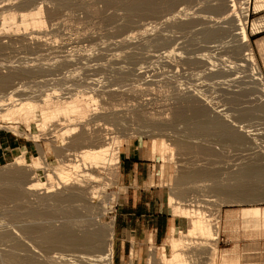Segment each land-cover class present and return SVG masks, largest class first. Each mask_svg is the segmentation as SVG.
<instances>
[{
    "label": "bare ground",
    "instance_id": "obj_1",
    "mask_svg": "<svg viewBox=\"0 0 264 264\" xmlns=\"http://www.w3.org/2000/svg\"><path fill=\"white\" fill-rule=\"evenodd\" d=\"M98 1L99 3H102L104 6H107L105 7L107 9H109V7L110 8L112 7V9L113 7L114 8L116 7L115 9L117 10V9H120L119 7H121V10L123 9V11L125 12L124 13L122 11V13H124L123 14L124 18L126 22L129 23V21L131 20L133 21L134 17L135 19L137 17V19L141 20L143 19V17L145 18L146 16L154 17L161 10L168 9L165 11V13L167 11H170L172 7H173L172 9L174 10L175 8L174 6H178L177 2L181 0H97V2ZM188 1H191V0H188ZM248 1L249 0H247V2ZM51 2H54V4L51 5V7H48L46 9L44 6L45 10H43L42 6H35L33 8H29L30 6L36 5V0H20V1H17L15 5L10 6V7L6 6V8H3L2 6H0V55L6 54V52H8V49H12V47L16 45V43L18 42L20 43L21 41H25L26 43L30 42L29 38H28V41H26L27 36H30V39L37 40V42L34 41L35 43L32 44L34 47H31V48L30 46H28V44L30 45L32 41L30 43H27V46L21 43L20 48L29 47V49L31 50L32 48L42 49L45 46L48 47L46 43L47 41H45L44 38H43L44 40H41L42 39L41 36L39 37V35L38 36L33 35L35 32L34 30L36 28H39V29L44 28L45 30V28L48 25L51 26L50 29L52 30L57 29V26L60 24V13L63 10H68L69 7L72 8V6H76L78 3V2L76 3V1L74 2L73 0H51ZM186 2L187 0L184 3ZM221 2L222 4H220L219 2L218 3L220 5H223V1ZM228 2L230 3L227 6V8H229L227 10L228 14H234V16L237 17L238 16L237 14L241 13V12L240 13L237 12L235 15V12H236L235 10L237 9L236 7L239 6L237 5L238 3L236 2V0H228ZM93 3H95V5L96 4L99 5L96 2H93ZM83 4L81 5L82 7H83ZM78 5H80V3H78ZM92 5H93L92 12H93V10L95 9L94 8L95 5L94 4ZM220 5L218 7L213 6V8L211 7L212 9L210 10L214 11L213 9L215 10L218 9L217 10L218 12L220 9L222 10L223 8ZM84 6L87 9L86 5ZM90 7L88 6V8ZM9 8H13L14 10L22 9L23 11L19 14H16L14 11H10ZM71 8L69 9L71 10ZM105 8L103 10H107ZM97 9H99V7ZM88 10L91 11V9H88ZM100 10H102V8ZM253 10L255 13L264 10V0H253ZM97 11L94 10V12H97ZM220 11L218 13H220ZM180 12L178 13V10L177 12L175 11V13H178V14L171 15V18H175L179 16ZM97 13L98 14L96 13L95 14L99 15V17L101 18L100 15L102 12L100 14L99 12ZM163 13L164 11L162 12V14L159 13V15L161 14L163 17ZM184 13L186 14V11ZM184 13H181V14H184ZM240 15L242 16V14ZM109 16L110 14L107 15L108 20L110 19ZM120 16H121L120 18H123L122 15ZM164 16L166 17L167 13ZM107 17H106V20H107ZM112 17L114 18V17H119V16L113 15ZM234 18L232 19L233 22L235 21ZM240 18L238 17V19H236L238 22L237 24L234 25L233 23L234 28L230 24L231 27L233 28L232 30L231 28L228 27V29L231 30L230 32H232L233 34L232 33L230 34V32L226 29L227 26L225 28L224 27L215 28L216 29L215 31L213 29V30H206V31L203 30L204 32L202 30L200 31L198 30L197 32H200V33L196 32L198 35L201 34V32H203L202 33L203 36L201 37L204 38L205 42L209 43V40H214V39H215L214 42H219L218 45L212 46L213 48L218 49V51H219V48L220 49L223 48L220 50V52L222 50L224 51L225 50L224 48H226L227 53L229 52L231 54V57L233 56L232 58L234 59V61L232 59V62L231 61L229 62L228 60L226 61L227 63L229 62L230 64H232V66L231 65L230 67L228 66L229 68L231 69L233 67L242 68L243 66H245V69H247L246 67H248V70L250 71L249 75H247L246 73L247 70L245 73L247 77L250 76L248 77L249 78L248 81L251 80L250 87L253 86L252 88L254 89L253 90L251 88L253 90L252 93L253 92L257 93V96H253L254 94L251 95L250 93L251 91H249L250 95L254 98L252 99L250 97L249 98L245 97L246 99L242 101L237 97L233 98V96L229 95L230 97H232V101L230 98L232 105L235 106V108L231 107L233 109L228 110L229 113L226 112V110L229 107L225 110V112L223 111L224 109L222 108H221L222 110H219V109L216 110L215 108H217V106L214 107L215 106L214 104L216 103L213 104L214 106L211 105L212 106L211 108L213 107L214 108L210 110L207 105L211 103L210 102L211 100L210 99L208 100L206 96L202 95L203 93L199 94L194 90L193 92L195 94H192L193 93L192 91L191 93H184L186 90L189 91V89H182V90H185L184 92L181 91L183 92L182 95L180 92L181 89H179L178 92H180V95L175 94V95H178L176 96L177 98H175L174 97L175 95L173 96V94L170 92L172 96L171 95L169 96L170 93L168 94V96L172 98L171 101L172 100L175 101V99L176 101L174 102L175 104L173 103L174 105L171 102L170 105H173V106L166 105L170 101L168 99L169 101L167 103L165 102L166 103L165 105L169 106V108L165 106L167 109L164 108L165 109L164 111L160 109L161 112H158L159 110L158 111L156 110V112L154 113H152V111L148 112L146 111L148 110L147 108L145 110L139 109L140 108L139 103L136 102L139 108H137L136 106L133 109L131 108L132 110H130L129 112L123 113L122 112L124 109L122 108L123 105L119 106L121 105L122 101L118 98V96H116L115 98H118L119 101L121 102L118 101L119 104L115 102L116 100L112 102H114V104L117 103V105L116 104L115 105L118 107H121L122 111H120L119 109L117 110L116 108L114 109V105L106 103L107 102L106 100L110 101V98H111L110 97L111 91L109 89L108 91L107 90L101 91L102 88L108 85V84L106 85V82H105V86H103L102 83L100 84L103 87H101V89L99 88L100 90L98 89L101 92H100V95L98 94L97 95L98 97H96L94 96L93 93H92L93 95H90L89 93L81 89L82 83L79 82L80 81L79 79L78 81H76V83L79 82L81 85H78V84L76 85L80 86L79 87L80 90H82L85 93L78 92V91L74 93V90L76 88L74 87L72 83H70L71 81H69V83L72 84L75 89L74 88L71 89L70 88L71 85L69 87L65 86V88L67 87V89L63 88V90L65 89L67 91H65L66 92L65 95L61 94L63 96H58L56 94L54 95L53 94L54 90L52 88L53 90L51 92L52 95H50L51 93L49 95L45 93L44 91L46 90L43 91L45 94L43 93L41 94V91L40 92L34 91V92H38V94L40 93L39 96L36 95L32 91L33 92L32 94H35L38 99H32V98L30 99V97L23 98V95L25 94V90H24L25 87L22 90L20 87H17V84H15V86L13 85L11 86V84L13 83V80L18 79L17 80L18 82L20 79H24V78L32 79V77L33 79L34 78L38 79L41 74L45 73L42 70L44 67L42 66L43 67L42 69L41 67L39 68L37 67L36 69L32 66H25V67L22 65L15 66L14 62H11L10 60L3 61V62L0 61V69H5V72L3 71V73L0 70V123L6 125V127L4 128H9L10 130H13L14 133H18L17 128L19 127V125H25V127L27 128L26 130H28L30 129L29 124L30 122H32L38 133L29 135V137L33 140V142L35 143V147L39 151L38 156L34 157L32 160H27L25 149L24 148L17 149L14 151L13 159L11 163L7 165L9 168L6 166L8 170H2L4 169V167L0 169V213L3 214L5 217L7 216L8 219L12 220V219H16L18 215L19 207L25 208L24 210L26 211L24 214H22V216H26L24 220H22L20 224L18 223L19 225L16 224L18 227L16 226L15 231L17 232H14L13 230L14 228H11V227L10 228L13 230L14 233L12 231L5 232L4 230H6V228L5 229L4 227L1 228V229H4L3 230L4 232L1 231L0 233V245H3L4 242H7V245H5L4 243L3 246L9 245V247L7 249L1 248L3 246L0 247L1 248L0 249V264H59L60 261H62L64 264H70L69 263L70 261H72L73 264L75 262L78 264H113L112 245H111L113 221H111V223L108 226H101L98 223L100 226L97 225V227L90 229L88 227V224H86L87 219L86 220L78 219L79 214H77L78 213V209L76 208L77 205L75 207L72 204H74V202L76 203L84 202V205H88V207L85 206V208L87 209L88 208L90 209L91 207L93 208V204L94 206L95 205L98 206L102 204L101 201L103 198L100 196H102L103 190L107 186L108 178L106 177L108 176L106 175L108 172H111L112 174L117 173V170H118V153L119 152H117V149H118V143L120 140V136L122 135L121 134L119 136L120 134L119 131L121 133L123 132L124 129L122 131L120 130L121 126H123V123L125 122V120H128L126 119L128 117L132 118L135 121L137 120L138 122H142V125H141L143 127V128L141 127L142 130L144 128L145 129L149 128L151 131L156 130L159 132V133L157 132L159 134V135L157 134V136H159L158 141L155 140V135L151 136L152 138H151L150 150H149V155L151 156V158L157 155L162 159H167L168 161L172 162L171 159H173L172 158L173 155H175L174 157H177V155H180L183 157L185 155H188L194 152L196 153V155L200 154L199 155L200 158L198 157L200 159V162H199V159L196 161L194 160V158L191 161L199 162L198 165H202L201 163L203 160H206L207 162V159L209 160L211 156L213 157L214 155V157H216L214 150H216V148L219 149V147L220 148L222 147V149L223 148L226 149L225 147H227V149L228 147L229 148L234 147L233 149L234 151H235V148H238L244 153L247 152V155H249V157L246 156L247 158L244 156L245 155L244 153H243L244 155L242 154L243 155L242 157H245V158H241L240 157L241 155L239 157H236L235 155L236 158H239L241 160V162H238L237 161L238 159L235 158L238 163L237 164L234 161V164L235 163L236 164L235 165L232 164L234 165L233 167L235 168L230 166L231 164L228 165L229 163L228 160L222 161L220 165L222 166V163L225 162L223 163V166L227 164V167H228V169H225L226 172L224 173L222 172L224 169L220 171L223 173L222 179H220L221 178L220 175L222 174L219 173V171H217L218 169L216 170L214 169L216 168V166L215 167L211 166L212 163L214 164L215 161H212L211 164L209 163L211 160H213V158L208 162L210 165H207L208 163H206L207 166H210L213 168L207 167L204 163L205 161L203 162L204 163L203 166H196L197 164L193 166V164L196 163V162L195 163L193 162L191 163V166H189L190 168H187L185 166L187 170L182 169L181 172L175 167V169H177L176 174L178 175H176V177L173 179L175 180L173 181L175 182L173 183L174 189H172V193L170 192L171 194L169 195V198H168V206L170 209V213L173 217H177V218L183 217L184 219L187 220L188 222L187 230L186 232H181V231H175L174 228L171 229L164 243L165 245L170 247L169 256L165 255V252H164L165 245H163L162 247H160L159 250H156V251L151 250V248H148L149 252H148L147 259H146V264H200L198 261L199 258L196 256H199L200 255L199 253L201 251L206 250L208 252L207 254L208 257L209 256L211 257V259L208 258L210 259V261H208L210 262L209 264H214V256L216 254L215 243H216V240L218 239V232H219L218 230H220L219 224H218V218H217L218 216L216 214H218L219 212L216 213L217 211L215 209L216 211L215 215L217 217L215 216L214 218L215 222H214L213 217L211 219L205 213V211L207 212V210L205 209H207L208 206L211 204L210 202L218 201L219 198L223 199V200L219 199V201L221 200V203L223 201L224 204L231 203V205L232 204L235 205V203L237 204L239 203L240 205L242 203H246V204L254 203L255 204L260 201H264V162H263L262 154L260 153V151H258L259 149H261L260 144L264 141L262 140V138L264 139V78L258 68L254 53L249 44V38L246 33V27H245L246 23L245 22L243 23L242 22L243 20ZM166 20H168L169 22L170 18H166ZM172 21L173 20H171L170 22L172 23ZM260 21L261 20H258V19L252 21L253 33H259L260 30L264 28V27H261L263 23ZM164 22L166 23V21ZM125 23H124V26L127 25ZM186 23L184 24L186 25ZM189 23L187 24L191 26ZM229 23H231V21ZM176 24L177 25L175 28H177L178 26V23ZM184 24L181 27H184L185 26ZM199 25H201V23ZM186 26L184 27L185 29L190 28L189 26L188 27ZM53 27H56V28H53ZM201 27H203V25ZM184 28L182 31L185 30ZM205 28H208V27H205ZM21 30H23V35L20 36L19 32H21ZM116 30L119 31V29H116ZM233 30L237 32L235 33V31ZM37 31H40V30L37 29ZM52 33H54V31ZM41 34H43V32H41ZM44 35H47V34H44ZM16 36H19V38ZM54 37L52 39H54ZM227 37H230L231 40L224 41L223 39H227ZM15 38H18L17 40H15V42L17 41L16 43L13 40ZM4 39L6 40L3 41ZM39 39L40 41H43V42L45 41V42L44 43L42 42L41 44H39L38 43ZM200 40L203 41L202 38ZM121 41H125V39ZM13 42H14V45H13ZM163 43L164 44L166 43L165 47H163L165 49L164 54L169 56L170 54L174 52V50L172 49L166 50V47L168 44L164 40H163ZM163 43L161 42L162 46H163ZM208 43H205V44H208ZM208 47H211V46H208ZM256 47H257V51L259 52V54H263L262 56H264V37L257 40ZM39 51L41 50H38V52ZM211 51L213 52V50ZM205 53L204 54L200 53L201 58H199L198 56L197 59L199 58V60L201 59L202 61L203 59H205L204 61L206 62L203 61L202 64L206 65L208 63V67L213 66L214 63L213 62L211 63V58H209V56L211 57L213 54L211 55L208 54L209 55L208 56V55H205ZM212 58H214V56H212ZM74 61H72L73 64L75 63ZM202 61H200V63ZM64 62L69 63V61L67 60L66 61L64 60L63 63ZM71 63H69V65ZM196 63L198 65V62ZM16 64H18L17 61H16ZM55 64L57 65V62H55ZM66 64H65V67L67 68L68 66ZM202 64L201 65L199 64V66H202L200 67L199 70H201V68L203 70L204 67L206 68V66ZM215 64H216V61H215ZM60 66H62V63ZM207 68L205 69L206 73H208L207 71H210L213 67L211 69L209 68L210 70H208ZM217 68H218V65H217ZM222 68L218 70L219 71L223 70L224 72L223 74L226 75L225 72L228 69L224 71L226 67L224 69ZM78 69H81V68H78ZM214 69L216 70V68ZM214 69L212 70V72L213 71L216 72ZM245 69L244 70L242 69V70L245 71ZM71 70L72 69H70V71ZM70 71L68 72L69 74H71ZM113 72L116 75V72L112 71V73ZM203 72L204 71H202V73ZM114 73H113V76H115ZM122 74L124 73H120V75L124 77L126 73L124 75ZM215 74L213 75L212 73V75L214 76L213 77L214 82L212 81V79L211 81L213 83H215V77H216ZM37 75L38 77H34ZM71 75L74 77L75 74L72 73ZM207 75L208 74H206V77L210 78L211 75L210 74H209L210 76L209 75L207 76ZM224 75H222V72L219 74L217 71V77L220 80L225 78ZM230 75L232 76V74ZM138 76L140 77V75ZM113 78H110V79H113ZM68 79H64L63 81L68 80ZM117 79H119V75ZM117 79H116V82L120 80V79L119 80ZM52 80H55V78ZM92 81L93 80L91 79L90 84ZM98 81L100 80L98 79ZM98 81L96 82L99 84L100 82ZM113 81L115 83V80ZM120 81L115 84H119ZM29 82H31V80ZM66 82L67 81H65V84H68V82L67 83ZM43 83L44 82H42L41 84ZM88 83H84V84H88ZM108 83H111V82L108 81ZM35 84H40V83H35ZM92 84L94 83L92 82ZM96 84H94L93 86L94 88ZM9 85L11 87H9ZM100 85H97V86L99 87ZM120 85H123V84L121 83ZM37 86L38 85H36V87ZM108 86H110V84ZM85 87L86 85L83 87V89ZM107 88L105 87V89ZM219 88H222V87H219ZM72 90H73V93H72ZM98 90H96V93L98 92ZM175 90L177 91V88H175ZM217 90H220V89H217ZM21 92H23L24 94H22ZM245 92L246 91H244V95L248 96V94ZM54 93L56 92L54 91ZM116 94H119V92ZM122 94L125 96L126 93L124 94V92H122ZM123 95H120V98H122L121 96ZM234 96L236 95L234 94ZM125 97L127 98V96ZM173 97L175 99H173ZM242 97L244 96L242 95ZM97 98H100V100H98ZM209 98H212V97L209 96ZM103 99L104 100L106 99L105 100L106 104H104ZM127 100H130V99H127ZM226 101L224 102L226 103ZM212 103H213V100H212ZM133 104H129V105L135 106ZM147 104L149 105V103ZM240 104H247L248 106L243 107L244 109H240L239 108ZM126 105L129 107L128 104ZM126 105L125 107H127ZM151 105L153 107L152 103ZM228 106H230V104ZM92 107H94L92 109L93 112L89 114L91 112L90 108ZM141 107H145V106H141ZM152 107L151 109H153ZM159 107L157 108L159 109ZM244 119L245 121L246 119H248L247 121H249V123L247 121L246 123L249 125H245ZM133 120L131 121L132 123H133ZM135 121L134 123L136 124L137 121L136 122ZM128 122L130 123V121ZM138 124L135 125L136 128ZM178 125L183 126V129L182 127H179L182 129L181 131L180 130L178 131L179 128H177L176 130V126ZM247 127H253L254 132L253 131L252 132L254 134L252 135L254 136L253 137L251 136L252 138H249L248 133L251 130H247ZM139 129H136V132L137 130L139 131ZM46 131H50V132L46 133ZM140 131L139 133H142V131L141 132ZM156 131H154L155 134H156ZM166 131L168 134L166 133ZM169 131H171L172 133V134L170 133L171 135H169ZM143 132L145 133L146 131H143ZM124 133H127V132H124ZM46 135H49L50 137L46 138ZM201 137L202 138L209 137L208 138L209 140L206 141L204 139H201ZM43 139H47L50 142V150L55 157V160H54L55 162L52 164L48 162L46 152L39 145V142ZM216 139L219 140L220 143L225 142L226 145H224L223 147L222 146L223 143L221 145L220 143L218 144L215 143L217 141ZM257 142L258 143L260 142V144H258ZM211 145H217V147L214 148V146H211ZM218 149L217 151H219ZM222 149H221V152L227 150V149L226 150H222ZM255 149L256 150L258 149V150L255 151ZM174 150L177 153V155L176 153H174ZM240 150L238 151V155H239ZM232 153L234 154V152ZM235 153L237 152L235 151ZM192 155H190V157ZM222 155L225 156L227 154L226 152H224V154L222 153L221 156ZM201 156L202 157L206 156L207 159L203 158V160L201 161V158H202ZM220 157L218 158V155H217L216 159L219 160L221 159ZM225 159H230V163H232L231 161L232 157L226 158L225 156L224 160ZM188 161L190 162V160ZM217 162H220V161H217ZM217 162H215V164H217ZM185 164H187V162ZM188 164L190 165V163ZM180 166L181 165H179L178 167ZM161 167L163 171V164L161 165ZM229 167H231V169H229ZM232 168L234 170H232ZM177 171H179V173H177ZM197 183H199L200 185H198ZM204 183H207V184H204ZM174 184L177 187L176 189H178L177 191H175ZM187 184L188 185L191 184L192 185V186L190 185L191 188L187 187L188 186ZM182 186L183 187L185 186V188H183ZM193 187H195L194 189H196L197 192L198 190L200 191V188L206 189L208 193L206 194L205 191L202 193L203 189H201V194L208 198L205 199L203 197L204 200H201V197H200V200L197 199V197H199L201 194L199 193L198 195V193L196 194L194 192L195 196L192 195L193 192H190V191L191 190L194 191L192 189ZM189 192L191 193L192 198L190 197ZM206 195H209V196H206ZM29 198H32L31 200L33 201L30 202ZM214 198L215 199L217 198V199L215 200ZM88 200L92 202L88 203L89 202ZM97 201L98 202L100 201L101 204L98 203ZM10 203H12L14 206L7 207L6 205L8 204L12 205ZM207 203H208V206L206 205ZM63 204L67 206L64 207ZM204 206L207 208H205ZM85 208L83 206V209ZM88 210H86V212ZM95 210H98V209H95ZM238 213H239L238 214L239 218L235 217V214L233 212H227L226 214H224L225 218L223 221V224H224L223 226L225 229L227 228L226 231L235 228L237 224L236 222L237 218L240 219L241 221V228L243 227L245 229V232H247L250 235L256 232L264 231V206L244 207L238 210ZM211 215L213 216L214 214H211ZM5 225H2V226H5ZM7 230H10V229L7 228ZM224 230L222 229V232ZM15 233H19L21 239L23 238V239H27L30 241L31 244L30 243L29 244L32 246V249L29 251V248H27L28 249L27 253L29 251L28 254L27 253H24L25 255L19 254V251L23 250L22 244H23V241L25 240L22 239L23 241L22 243H20L21 241H19L18 239L19 237L16 238V236H14ZM29 241H27V244ZM27 246L25 244V247H24V244H23V248H26ZM35 249H38V251L41 253H44V255L46 253V256L43 255L45 259L41 261L42 254H39V256L41 255V259L35 256L34 253L38 252L37 250L35 251ZM58 250H61V251L63 250V251L62 253H59L60 251ZM25 251L26 249H24V251H21V254ZM53 251L54 252L57 251L58 253H54ZM66 251H67V255L65 254ZM204 251L203 253L206 252ZM51 253H53L52 256H50ZM35 257H37L38 259H36ZM237 259L238 258L235 256V253H233L232 255H229V256H226V255L221 256L219 262L220 264H236L238 263Z\"/></svg>",
    "mask_w": 264,
    "mask_h": 264
},
{
    "label": "rangeland",
    "instance_id": "obj_2",
    "mask_svg": "<svg viewBox=\"0 0 264 264\" xmlns=\"http://www.w3.org/2000/svg\"><path fill=\"white\" fill-rule=\"evenodd\" d=\"M17 1H20V0H0V6H2L3 8H6V6L10 7V6L15 5L17 3ZM73 1L74 2L76 1V3L77 2L80 3V5H78V3H77V5L75 4L76 6H72V8L69 7V8H71V10L68 8V10H63L60 13V24L57 26V29L52 30V29H50L51 26L48 25L45 28L46 31L44 30V28H42V29L36 28L34 30L35 32L33 35L34 36L39 35V37L41 36V38H42L41 40L45 39V41H47L46 43H47L48 47L45 46L42 49L37 48L38 50H41L39 52L36 48H32L31 50L29 49V47L28 48H26V47L20 48L21 43L23 45L27 46V43H30L31 41L32 42L30 43V45L28 44V46H30V48L34 47L32 44L37 42V40L30 39V36H27L26 41H28V38H29L30 42L26 43L25 41H21V43L18 42L19 43L18 44V43H16L17 41L15 42V40H17L19 38V36H16L18 38L13 39L14 42L16 43V45H14V42H13L14 46L12 47V49H8V52H6V54L0 55V61L3 62V61L10 60L11 62H14L15 66H17V65H19V66L22 65L24 67L25 66H32L36 69H37V67L38 68L41 67V69L43 67L45 68V70H44V68L42 69L43 72H45V73H43V74L40 73L41 75L39 76L38 79L37 78L33 79V77H32V79L31 78H28V79L24 78V79H20L21 80V81L19 80L20 82L19 81L17 82L18 79L13 80V83L11 84V86L12 85L15 86V84H17V87H20L22 90L25 87V89H24L25 94L23 92H21L22 94H24L23 98L30 97V99L31 98L32 99H38L36 96V95H38V96L40 95V93L38 94V92L41 91V94L47 93L49 95L53 90L56 92V93H54V91H53L54 95L56 94L58 96H63L66 93L65 91H67V90H65V89H67V87L65 88V86L69 87L70 85H71L70 86L71 89H73L74 87L76 88V89L74 88L76 90V91L74 90V93H76L77 91L83 92L82 90H84L85 92L89 93L90 95L94 94V96H96V97H98L97 96L98 94L100 95L101 91H103V90L108 91V89H109L111 91V96H110L111 98H110V101L105 99L107 102L103 99L104 104L107 103V104L114 105V109L116 108L117 110L119 109L120 111H122V108H124V109L126 108L127 109V110L125 109L126 111L123 109V111H122L123 113L129 112L130 110H132L136 106H137V108H139V106H140L139 109H143V110H145L147 108L148 110H146V111H148V112L152 111V113H154V112H156V110L157 111L159 110L158 112H161V110L164 111L165 109L169 108V106H166V105H170L171 102L173 104L176 101V99H175V98H177L176 96L180 95L181 91H183V92L185 91L182 89H189V91L186 90L184 93H191V91L193 92V90H194L199 94L203 93L202 95L206 96L208 98V100L210 99L211 103L209 105H207L210 110H212L214 107L217 106V108H215L216 110L224 109L223 111L225 112V110L229 107L226 110V112L229 113L228 110L235 108V106L232 105V102H231L232 97H230L229 95L233 96V98L237 97L242 101L246 99L245 97H248V98L250 97L253 99L254 97L251 96L252 94H254L253 96H257V93H254V92L252 93V91L254 89L252 88L253 86L250 87L251 86V80L248 81L249 80L248 77H250V76L247 77V75L250 74L248 67H246L247 69H245V66H243L242 68L241 67H239V68L233 67L234 69L232 68L233 69L232 70L231 68H229L230 65L232 66V64H230L229 62L230 61L232 62L233 56L231 57V54L229 52L227 53L226 48H224L225 49L224 51L222 50L220 52V50L223 48H221V49L219 48V51H218V49H215L212 47V46L218 45L219 42H214V40H215L214 39V40H209V43H208V42H205L203 37H201V36H203V34H202L204 32L203 30L206 31V30H213L214 29V31H215L216 30L215 28H220V27L225 28L227 26L226 29L230 32L234 28V25L238 23L236 19H238V17L239 18L241 17L240 19L243 20L242 22L246 23L245 27H246V33H247L248 38H249V44H250L251 49L254 53L258 68H259V70H260V72L264 78V68L262 65L263 64L262 60L264 61V56H262L263 54H259V52L257 51V47H256L257 40L264 37V28H262L259 33H253V31H252V21H254V20H257V19L261 20L260 22L263 23V25H261V27H264V10L255 13L253 10V0H249L248 2H247V0L246 1L245 0H236V2L238 3V4L237 3L236 4L239 6L236 7L237 9L235 10L236 11L235 15L237 12L238 13L241 12L240 14H242V16L240 14H237L238 15L237 17L234 16V14H228L227 10L229 8H227V6L230 4L228 2V0L227 1L226 0L225 1L224 0H191V1L187 0L186 3H184L186 0L185 1L181 0V1L177 2L178 6H174L175 7L174 10L172 9L173 7L171 8V10L169 9L171 12L173 11L172 13L170 11L166 12L168 17L164 16L166 14L165 11L168 10V9H166V10H161L159 12L162 14V12L164 11V13H165V14L163 13L164 18L162 17L161 14L159 15V13H158L154 17L153 16H146L145 18L143 17V19L140 18L141 20L137 19V17L135 19V17H134L133 21L131 20V21H129V23L126 22L124 15H123L125 12L123 11V9L121 10V7H119L120 9H117V10L115 9L116 7L115 8L113 7V9H112V7L111 8L109 7V9H107V8H105L107 6H104L102 3H99V1L97 2V0H73ZM182 1H184V2H182ZM221 1H223V5H220V4H222ZM90 2H92V3H90ZM93 2H96L99 5H97V4L95 5V3H93ZM53 4H54V2H51V0H36V5L30 6L29 8H33L35 6H42L43 10H45L46 8L51 7V5H53ZM82 4H83L84 8H85L84 5H86V7H87V9L85 8L86 10L81 6ZM92 4L95 5L94 6L95 11L98 10L97 12H99V14L102 12L100 15L101 18L99 17V15H96L98 13L94 12V10H93L94 13L92 12V9H93ZM87 5L89 7L91 6L92 8L91 7L88 8ZM101 5H103V6H101ZM219 5L223 7V8L221 7L222 10L220 9L222 12L219 10L220 13H218L219 12V11L217 12L218 9H216V10L213 9L214 11L210 10L213 8V6L218 7ZM44 6H45V9H44ZM98 7H99V9H97ZM103 7L107 10H103L104 9ZM101 8L104 12L102 10H100ZM9 9H10V11H14L16 14H19L23 11L22 9H16V10H14L13 8H9ZM88 9H91V11H89ZM114 9H115V11H114ZM177 10H178V13L181 11L179 16H177L178 19H177V17L171 18V15L178 14V13H175V11L177 12ZM122 11L124 13H122ZM185 11H186V14L184 13ZM181 13H184V14H181ZM93 14H95V15H93ZM108 14H110L111 17L113 15L114 16L118 15L119 17H114V18L112 17L111 18L109 16V18L112 20L111 21L110 19L108 20V17H107ZM120 15H122L123 18H120L121 17ZM231 16H232V18H231ZM233 16L236 18H234ZM106 17H107L108 21L106 20ZM102 18H104L107 22ZM166 18H170L169 22H168V20H166ZM233 18L235 20L234 22L232 21ZM171 20H173L172 23L170 22ZM164 21H166V23ZM230 21H231V23H229ZM186 22L187 23L190 22L189 24L191 26H189ZM124 23L127 25L124 26ZM176 23H178L177 28H175L177 25ZM184 23H186L187 26ZM200 23H201V25H199ZM233 23H234V25H233ZM183 24L186 27L189 26L190 27V28H188L189 30L185 29L184 28L185 26L181 27V26H183ZM230 24L232 25L233 28L231 27ZM120 25H121V27H120ZM202 25H203V27H201ZM119 27L122 29H120ZM205 27H208V28H205ZM228 27L231 28V30H229ZM53 28H56V27H53ZM178 28H180L181 30ZM183 28L185 29L184 31H182ZM203 28H205V29H203ZM37 29L40 31H37ZM116 29H119V31ZM115 30H116V32H115ZM198 30L203 31V32H201L202 35L197 34V33H200V32H197ZM51 31L52 32L54 31V33H52ZM233 31H235V30H233ZM21 32H19L20 36L23 35V30H21ZM38 32H40V33H38ZM41 32H43V34H41ZM236 32L237 31H235V33ZM231 33L232 32H230V34ZM44 34H47V35H44ZM53 37L56 41L54 39H52ZM201 38L203 41L200 40ZM123 39H125V41H121ZM5 40L6 39H4L3 41H5ZM163 40L165 42H167V44H168L166 47V50L167 49L174 50V52L172 54H170L169 56L164 54L165 49L163 47H165L166 43L164 44ZM223 40L228 41V40H231V38L227 37V39H223ZM206 41H208V40H206ZM23 42H25V43H23ZM42 42L43 41H40V39L38 40L39 44H41ZM161 42L163 43V46H162ZM204 42L208 43V44H205ZM18 46H19V48H18ZM208 46H211L212 48L208 47ZM206 49H207V51H206ZM211 50H213L214 53ZM200 53H202V54L205 53V55L213 54L212 56H214V58H212V56L211 57L209 55L208 56H209V58H211V63L213 62L214 65L208 67V63L206 65L202 64L205 59H203V61L201 59L199 60V58H201ZM197 54H199V55H197ZM198 56H199V58L197 59ZM193 59H195V60H193ZM64 60L69 61V63H71L72 61L75 60L74 62L76 64L75 63L73 64V62H72L70 64L71 65L70 66L68 62H64L65 64L67 63L66 65L68 67L66 68L65 64L63 63ZM70 60H72V61H70ZM196 60H198V61H196ZM227 60L229 61L228 62L229 65L226 62ZM16 61L18 64H16ZM200 61H202V62L200 63ZM215 61H216V64L218 65V68H217V65L215 64ZM233 61H234V59H233ZM55 62H57V65L59 63L60 64L57 66L55 64ZM196 62H198V65ZM204 62H206V61H204ZM217 62L220 64H218ZM61 63H62V66H60ZM199 64L206 66V68L208 67L207 68L208 70H210L212 67L213 68L210 71L206 70L208 72V73H206L205 67L203 70H202V68H201V70H199L200 67H202V66H199ZM222 65H224V66H222ZM225 67H226V69H224ZM78 68H81L82 70L78 69ZM214 68H216V70ZM221 68L224 69V71L228 69L225 72L226 75L223 74L224 73L223 70L219 71ZM49 69H51V70L53 69V70L51 71ZM70 69H72V70L70 71ZM213 69L216 72H214V71L212 72ZM242 69L243 70L245 69V71H243ZM0 70L2 73H3V71L5 72V69H0ZM46 70L49 72H47ZM68 70L70 71L71 74L72 73L75 74L74 77L68 73L69 72ZM229 70H230V72H229ZM246 70H247V72H246ZM112 71L116 72V75L114 72L113 73L117 78L119 75V79L121 81L119 79H117L115 76H113ZM202 71H204V72L202 73ZM217 71L219 74L222 72V75H224L225 78L220 80L217 77ZM245 72L247 73V75ZM120 73H124V74L126 73V74L125 75L122 74V75H124V77H123L120 75ZM212 73H213V75L216 73L215 76L217 78L215 77V83H213L214 82V79H213L214 76L212 75ZM228 73H229V75H228ZM206 74H208V75L210 74L211 75V76L209 75L210 78L206 77ZM230 74H232V76ZM42 75H43V77H42ZM111 75H112V77H111ZM138 75H140V77ZM141 75H142V77H141ZM70 76H72V77H70ZM34 77H38V75L34 76ZM113 77H115V78H113ZM122 77L125 79H123ZM137 77H139V78H137ZM54 78H55V80H52ZM59 78L60 79L62 78L61 79L62 81ZM68 78L69 79L71 78L73 80H71V79L69 80ZM74 78H75V80H74ZM103 78H104V80H103ZM107 78H109V79H107ZM110 78H113V79H110ZM64 79H68V80H65L68 82V84H65V81H63ZM78 79L80 80L79 82L82 83V85L84 83H88V82L89 83L84 84L82 86L79 82L76 83V81H78ZM86 79H87V81H86ZM91 79L93 80L92 82L94 84L97 83L96 81H98V79L100 80V81H98L100 83L99 84L97 83L95 88H94L93 87L94 84H92V82L90 84ZM94 79H95V81H94ZM116 79L120 81L119 84H115V83L119 82V81L116 82ZM135 79H136V81H135ZM211 79L213 82L211 81ZM216 79H218V80H216ZM225 79H227L228 81ZM30 80H31V82H29ZM39 80H40V82H39ZM111 80L112 81L115 80V83H114V81L112 82ZM69 81H71L70 83H72L74 85V87L72 84L69 83ZM108 81L111 83H108ZM34 82L40 83V84H35ZM42 82H44V83L41 84ZM105 82H106V85L110 84V86L111 85L112 86L110 87L107 85L108 86V88H107V86H105ZM101 83L107 89H105V87H104V88H102L101 91H99L101 89V87H103L100 85ZM121 83L123 85H120ZM19 84H20V86H19ZM34 84H35V86H34ZM76 84L81 85L82 90H80V88H79L80 86H77ZM113 84H115V85H113ZM22 85H24V86H22ZM36 85H38V86L36 87ZM85 85H86V87L89 85L90 86L87 87L88 89L86 87L83 89V87ZM97 85H100V86L98 87ZM116 85H118V86H116ZM217 85H218V87H217ZM11 86L9 85V87H11ZM219 87H222V88H219ZM52 88H53V90H52ZM63 88H65V89L63 90ZM175 88H177V91L175 90ZM216 88L220 89V90H217ZM92 89L95 91H93ZM172 89H174V90H172ZM179 89H181L180 92H178ZM249 89H251V90H249ZM44 90H46V91H44ZM96 90H98L97 93H96ZM32 91L33 92L38 91V92H34L36 94L35 95V94H32L33 93ZM244 91H246L245 93H247L248 96L244 95ZM249 91H251L250 92L251 95H250ZM85 92H83V93H85ZM118 92L120 95H123L122 92H124V94L126 93L127 95L125 94V96H127V98L124 95H123L124 98H123V96H121L122 98H120V95L116 94ZM170 92L173 94V96L175 94H178V95L174 96L175 98L173 97V99H175V101L174 100L171 101L172 98L169 96L170 95L172 96V94ZM183 92H181V95ZM231 92H232V94H231ZM72 93H73V90H72ZM30 94L33 96H31ZM61 94H63V95H61ZM168 94H169V96H168ZM192 94H195V93L193 92ZM234 94L236 96H234ZM34 95L36 96V98ZM50 95H52V93ZM242 95L244 97H242ZM116 96H118V98L122 102L119 101L118 98H115ZM209 96L212 97L213 99L209 98ZM230 98H231V101H230ZM97 99L100 100V98H97ZM124 99L126 100V102ZM127 99H130V100H127ZM212 100H213V103H212ZM112 101H115L118 104H119V102H121V105H119V106L123 105V107L121 108V107L116 106L117 103H115L116 104L115 105L114 102H112ZM128 101H130V102H128ZM224 101H226V103ZM136 102L139 103V106L136 104ZM140 102H141V104H140ZM145 102H146V104H145ZM150 102L153 104V107H152ZM165 102L166 103L168 102V104H166ZM147 103H149V105ZM214 103H216L217 105ZM124 104L125 105L126 104H128V105L133 104L135 106L129 105V107H128L126 105L127 107H125ZM161 104H163V105H161ZM229 104H230V106H228ZM159 105H160V107H159ZM173 105H170V106H173ZM211 105L214 107L211 108L212 107ZM141 106H145V107H141ZM156 106L159 107V109ZM220 106H222V107H220ZM240 106H239L240 109H244L243 107L248 106V105L247 104H240ZM151 107L153 109H151ZM231 107H233V108H231ZM93 108L94 107L90 108L91 112L89 114H91L93 112V110H92ZM237 108H238V106H237ZM89 117H88V119H89ZM126 119H128V120H125L126 124L124 122L123 126H121V129H120L121 131L124 129L123 132L121 133L119 131V133H120L119 136L121 134L122 135L120 136L117 152L120 151V149L123 145L129 144L133 140H137L139 142V144L145 150H150V142H151V138H152L151 136L155 135V140L158 141L159 136H157V134L159 132L156 130L151 131L149 128H148L149 130L147 128L146 129L144 128L145 130L144 129L142 130L141 129L142 122H138L136 120L138 123H140V124H138L132 118L128 117ZM132 120H133V123L131 122ZM247 120L248 119H246V121ZM128 121H130V123ZM134 121L136 122V124L134 123ZM244 121H245V119H244ZM246 121H245V125H249L246 123ZM247 122L249 123V121H247ZM250 122H252V121H250ZM124 124L127 126H125ZM137 124L140 127L137 126V128H136L135 125H137ZM243 124H244V122H243ZM128 125H129V127H128ZM4 127H6V125L0 123V129L8 131L9 133L13 134L15 137L19 138L21 141L28 143L32 146L33 151L26 155L27 160H32L34 157L38 156L39 151L35 147V143L33 142V140L29 137V135H33L34 133H38L32 122H30V124H29L30 129H28V130H26L27 128L25 127V125H19V127L17 128L18 133H14L13 130H10L9 128H4ZM122 127H124V128H122ZM179 127H182V129H183V126L178 125V126H176V130ZM127 128H128V130H127ZM136 129H139V131L141 130L142 133H139V131L137 130V132L140 134L139 135L136 132ZM182 129L179 128L178 131L179 130L181 131ZM247 130H251V131H249L248 134H249V138H252L254 136V135H252V134H254L253 133L254 132L253 127H247ZM143 131H146V132L144 133ZM154 131H156V134ZM167 131H166V133H167ZM48 132H50V131H46V133H48ZM124 132H127V133H124ZM135 132H136V134H135ZM147 132L148 133L150 132L151 134L150 133L148 134ZM170 133H171V131H169V135L172 134V133L171 134ZM49 137H50L49 135H46V138H49ZM208 138L209 137H207V138L201 137V139H204L206 141L209 140ZM262 140H264V139L262 138ZM210 141H211V139H210ZM217 141L215 143H217V144L220 143L219 140H217ZM222 143H220V145ZM258 144H260V142ZM258 144H257V146H258ZM39 145L46 152L48 162L50 164L54 163L55 157L50 150L49 140L43 139L39 142ZM224 145H226L225 142L222 144V146L224 147ZM211 146H214V148L217 147V145H211ZM218 147H219V145H218ZM225 148L227 149V147H225ZM239 148H241V147H239ZM260 148L261 149H259V150L257 149V150L260 151V153L262 154L263 162H264V141L260 144ZM217 149L218 148H216V150H214L216 157H214V155H213V157L209 156L210 159L208 160L206 156H204V157L201 156L202 157L201 161L203 160V158L207 159V162H206V160L202 161V163H201L202 165H198L200 162V159H199L200 154L199 155L197 154L198 155L197 156L196 153H194V152H192L193 155H192V153H190V154L187 153L189 156L185 155L182 157L180 155H177V153L174 150V153H176L177 157H174L175 155H173L172 156L173 159H171L172 162L168 161L167 159H162V158H158V156H155L156 162L154 164H155V168L159 169V176L158 177H159L160 185H165L169 191V194H171L172 189H174L173 183H175V182H173V181H175L173 179L176 177V175H178V174H176V170L178 169L181 172L182 169L185 170L186 167L190 168L189 166H191V163L194 162V161H191V160H193V158L196 161L199 159V162L195 161L196 163L194 162L195 164H193V166H195L196 164H197L196 166H203L204 163L206 165V163H208L212 158H213V160H211L209 162L210 164L212 161H215V162L220 161V162H217L218 165L215 164V162H214L215 165L212 163L211 166H213V167L216 166V168H214V169L215 170L218 169L217 171H219V173L222 174V175H220L221 176L220 179H222L223 173L226 172L225 169H228L227 164L223 166V163H225V162L222 163V166L224 168L220 165L222 161L228 160L229 163L228 162H226V163H228V165L231 164L230 166L233 167L237 163V161L241 162V160L239 158H236V157H239L240 155H241L240 156L241 158H245L246 156L249 157V155H247V152L244 153L243 151H241L238 148H235V151L237 153H235V151L233 150L234 147H230V148L228 147L227 150L224 148L222 149V147L221 148L219 147V149H218L219 151H217ZM221 149L226 150V151L221 152ZM230 149H232V150H230ZM228 150H230L231 152ZM239 150H240V152L238 155ZM257 150L255 149V151H257ZM217 152H218V154H217ZM220 152H221V154L222 153L224 154V152H226V154L228 155V156L225 155L226 158L232 157V159H231L232 163H230V159L224 160L225 156L222 155L223 156L222 157ZM232 152H234V154ZM231 154H233V155H231ZM242 154L245 157H242L243 156ZM190 155H192V156L190 157ZM217 155H218V158L221 156L220 157L221 159H219V160L216 159ZM235 155H236V157H235ZM235 158L238 160L236 161ZM160 159H161L162 163H161ZM188 160H190V162ZM11 161L12 160H10L7 163L1 164L0 169H2V167H4V169H2V170H8L7 165L9 163H11ZM234 161L236 162L235 164H234ZM186 162H187V164H185ZM188 163H190V165ZM209 163L207 165H210ZM162 164H163V171H161L159 168L160 165H162ZM177 164H178V166L179 165H181V166L178 167ZM232 164H234V165H232ZM175 167L177 169H175ZM207 167L213 168L210 166H207ZM233 168H235V167H233ZM233 168H232V170H234ZM222 169H224L222 171L223 173L220 172ZM229 169H231V167H229ZM177 173H179V171H177ZM106 176H108V177H106V178H108L107 179V186L104 188L105 191L103 190L102 196H100L103 198L101 201L102 204L100 203V201L99 202L97 201L102 206L98 205L99 206L98 207L97 205L94 206V204H93V208L90 206L92 208V209L90 208L92 210L91 211L89 208H88L89 210L87 208H85V206L88 207V205H84V202L83 203L82 202H78V203L74 202V204H72L75 207L77 205V207H76L78 209L77 214H79L78 219L79 220H86L87 219L86 224H88V227L90 229L97 227V225L98 226H100V225L101 226H108L111 223V221H113L114 207H115V204H116L118 197L121 194V189L119 188V185H118V170H117V173H114V174H112L111 172H108ZM197 184L200 185L199 183H197ZM204 184H207V183H204ZM190 185L191 184H189L187 187L191 188ZM174 186H175V184H174ZM176 188L177 187L175 186V191L178 190ZM183 188H185V186ZM194 188L195 187L192 188L194 191H192V190L190 191V192H193L192 195H194V192L196 194L198 193V195H199V193L201 194V189H203L202 193L204 191L206 194L208 193L207 190L204 188H200V191L198 190V192ZM173 192H174V190H173ZM205 193H204V195H205ZM192 195L190 193L191 198H192ZM201 195L199 197H197V199L200 200V197H201V200H204V198L205 199L208 198V197H205L203 195L201 196ZM206 196H209V195H206ZM31 199L32 198H29L30 202L33 201ZM219 199L223 200L222 198H219ZM219 199H218V201L210 202L211 204L210 203L209 204L211 206L210 205L208 206V203H207L206 205L208 206V208L205 207L206 205L204 206L205 208H207V209H205V210H207V212L205 211V213L211 219L213 217L214 222H215V219H214L215 216L216 215L218 216V217L217 216L216 217L218 218V224H219L220 230H218L219 231L218 232V239L216 240V243H215L216 254L214 256V264H220L219 260H220L221 256H223V255L229 256V255H232L233 253H235V256L238 258L237 259L238 263H236V264H264V231L256 232V233H253L252 235H250L247 232H245V229L243 227L241 228V221H240V219H238L239 218L238 210H240L241 208L250 207V206H264V201H260V202L255 203V204L253 203L254 205L248 204V203L247 204L242 203L243 205L242 204L240 205L239 203H238L239 204L238 205L237 203H235V205H233V204L231 205V203L224 204L223 201L221 203V200L219 201ZM88 201H87L88 203L92 202L90 200H88ZM217 202H219V203H217ZM10 204H12V203H10ZM65 204H63L64 207L67 206ZM220 204H221V206H220ZM82 205L84 206V208L86 210H88L90 212H88V211L86 212V210L83 209ZM6 206L7 207L12 206L13 207L14 205L8 204ZM94 208L98 209V210H95ZM218 208L220 211L218 210ZM24 209L25 208H23V207H19L18 215H17L16 219H12V220L8 219L7 216L5 217L3 214L0 213V229L3 227H4V229L6 228V230L1 229L0 233L3 230L5 232L6 231H12L13 232V230H14V232H17V231H15L16 230L15 228L17 226L16 224H18V223L20 224V222L22 220H24V218L26 217V216H22V214H24L26 212ZM215 209L217 212L215 211ZM215 212L216 213L219 212V213L215 215ZM227 212H233L235 214V217H238V218L236 221L237 224H236L235 228L226 231L227 228L226 229L224 228L223 221L225 218L224 214H226ZM210 213L214 214V215L212 216ZM214 222H212V223H214ZM5 224H7L8 226ZM11 224L14 226H12ZM2 225H5V226H2ZM10 227L14 228V229L12 230ZM7 228L10 230H7ZM222 229L223 230L225 229V230L222 232ZM186 230H184L182 232H186ZM14 236H16V238L19 237L18 239H19V241H21L20 243H22V241L25 240V241H23L24 247H25V244L27 246L30 243V241L27 239L22 238L23 239L22 240L20 238L19 233H15ZM26 240L29 241L28 244H27ZM24 242H26V243H24ZM4 243H5V245H7V242H4ZM4 243H3V245H4ZM23 244H22L23 250H21V251H24V249H26V251L23 252L22 254H21V251H19L20 255L27 253V250H28L27 248H29V251L32 249V246L30 245L31 243L29 244L31 247L28 245L26 248H23ZM3 245H0V247ZM8 247H9V245L3 246L1 248L7 249ZM20 248H21V246H20ZM149 248H151V250H154V251L160 249V248L159 249L155 248L154 246H149ZM36 250L38 251V249H35V251ZM29 251H28V253H29ZM58 251H60L59 253H62L63 250L62 251L58 250ZM203 251H201L202 253L200 252L199 253L200 255L196 256V257L199 258L198 261L200 264H203V263L209 264L210 262H208V261H210L211 257L210 256L208 257V255H207L208 252L206 250H205L206 252L204 251L206 254L203 253ZM38 252L34 253V255L37 256L39 259H41V255L39 256V254H42L41 261L43 259H45L43 257L44 253H41V252L38 253ZM164 252H165L166 256H169L170 255V247L166 246V248H164ZM54 253H58V252L55 251ZM52 254L53 253H51L50 256H52ZM65 254L67 255V251ZM44 256H46V253ZM37 257H35V258L38 259ZM208 258H210V259H208ZM61 263L64 264L62 261H60L59 264H61ZM69 263L73 264L72 261H70ZM74 264H78V263L75 262ZM145 264H146V262H145Z\"/></svg>",
    "mask_w": 264,
    "mask_h": 264
},
{
    "label": "crops",
    "instance_id": "obj_3",
    "mask_svg": "<svg viewBox=\"0 0 264 264\" xmlns=\"http://www.w3.org/2000/svg\"><path fill=\"white\" fill-rule=\"evenodd\" d=\"M20 148L25 149L26 155L33 151L30 144L0 129V165L12 160L14 151ZM155 156L151 158L149 150L137 140L123 145L118 153L121 194L113 214V264H145L149 246L159 249L165 245L171 229L181 232L187 229L186 219L170 213V194L167 187L159 183ZM159 168L162 171L161 165Z\"/></svg>",
    "mask_w": 264,
    "mask_h": 264
}]
</instances>
